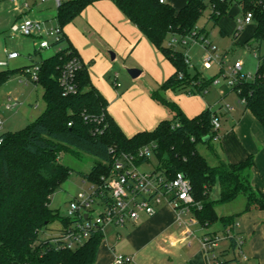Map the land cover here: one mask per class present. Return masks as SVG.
I'll return each instance as SVG.
<instances>
[{"label":"trees","instance_id":"obj_1","mask_svg":"<svg viewBox=\"0 0 264 264\" xmlns=\"http://www.w3.org/2000/svg\"><path fill=\"white\" fill-rule=\"evenodd\" d=\"M96 0H66L56 9L55 23L62 30L55 42L61 48L54 55L39 62L38 81L43 89L44 112L27 128L0 136V264H96L103 239V231L92 230L79 246L63 248L61 241L41 240L39 234L52 221L60 225V232L69 229L75 220L61 217L49 208L53 190L67 178L70 170L63 166L58 155L61 151L82 152L97 161L87 175L89 185L103 192L101 178H106L121 154L135 155L142 148L152 149L156 159L154 171L168 180L183 174L190 184L194 205L189 211L197 223L206 229L215 223L221 226L223 238L230 247H237L235 215L218 216L215 208L233 202L238 196L245 198L244 212L264 210V192L250 185V171L254 165L251 156L237 164L208 165L197 151V144L208 137H217L211 121L216 117L210 108L194 117H187L174 102L153 92V101L165 107L173 119L161 121L153 130L138 132L127 137L107 111L108 101L92 85L86 65L76 73L77 92L64 96L58 79L62 67L71 59L79 58L76 49L63 33L82 11ZM123 16L173 66L174 73L160 86L162 91H184L195 87L205 90L206 82L197 75L186 73L184 56L176 51L172 40L181 43L195 33V25L207 4L212 8L209 19L218 22L222 14L235 2L243 17L250 13L254 31L249 40L264 43V0H188L176 11L166 0H112ZM192 33V34H191ZM223 34L222 31H220ZM239 35L235 30L234 37ZM195 34L194 39H198ZM36 54V53H35ZM30 66L23 68V71ZM15 70L0 71V85ZM231 90L244 99V107L264 129V55L258 59L251 81L233 82ZM217 118V117H216ZM74 153V152H73ZM148 159H140L136 164ZM215 186L219 197L211 199ZM208 243L217 244L221 238L207 233ZM212 251H209L210 253ZM236 258L225 260L214 257L211 264H233Z\"/></svg>","mask_w":264,"mask_h":264},{"label":"rangeland","instance_id":"obj_2","mask_svg":"<svg viewBox=\"0 0 264 264\" xmlns=\"http://www.w3.org/2000/svg\"><path fill=\"white\" fill-rule=\"evenodd\" d=\"M166 1L178 11L188 0ZM50 11L55 10L52 8ZM211 11V6L207 4L204 13L196 22L194 32L199 34V41L194 42L192 39L185 38V44L175 43L174 45L176 51L185 58L187 75L190 78L197 75L198 79L201 82H206L208 86L201 91V94L193 86L184 91H173L171 97L176 104L177 98L182 101H187L190 98L191 100L193 98L196 101H204L205 105L210 106L208 108L217 112L222 131L226 124V115L224 114L226 106L236 105V108H243L244 106L239 102L237 94L231 90L232 74L230 68L235 62H241V74L246 76V80L251 81L258 64V60L254 58V53L262 57L264 55V43L259 47L257 42L249 40L254 31L253 23L243 25L239 35L234 37L239 21L243 18L242 11L235 2H231V5L222 14L217 23L209 19ZM24 12L22 4L18 6L16 3L9 2V0H0V71L15 70L0 85V120L2 121L0 136L27 128L44 112L43 89L32 82H26L23 68L39 63L41 60L54 55L57 51L55 47L38 51L35 46L37 42L35 38L22 36L15 29L24 17V14L22 16ZM40 13L42 11L37 12L33 9L31 12H26L25 16L34 21L42 22L38 16ZM78 20L74 21L75 24ZM44 24L48 29L55 26L51 20ZM82 33L84 34H82L83 36H86V39H81L82 42H77V45L83 53L92 83L96 84L101 91L104 93L110 91L117 97L124 93L127 98L139 103L142 92L147 93L149 89L155 88L156 85L153 81L155 77L153 74L156 76L158 72L161 74V62L154 61L141 48L134 50V44L122 39L111 28H103L102 24L98 33L109 48L97 38L89 37L86 32ZM201 39L204 42H201ZM208 46L212 47L214 51L208 50L213 58L210 62V68L205 69L203 60L208 53ZM10 53H17L18 57L9 59ZM116 54V59H111V55L115 56ZM142 69H144V75H139L137 78H132L128 73L129 70L142 71ZM214 80L218 81L217 85L213 84ZM151 94L150 92V96ZM6 106L12 108L6 109ZM116 112L120 115H123V113L125 115L124 110L119 107H117ZM219 112L223 113V115L219 114ZM171 119H173L172 114L168 117V120ZM196 148L198 153L206 159L209 166L215 165L213 164L211 152L215 148L212 140L208 144L200 142ZM73 152L64 150L59 153V162L67 167L70 173L53 190L49 197V208L61 217L67 216L69 204L79 194L88 193L90 185L83 175H87L97 161L94 157L85 153L75 150ZM155 167L156 159L154 154L150 152L148 161L139 163L137 169L140 172L149 173ZM218 197L219 187L215 186L211 193V199L216 200ZM244 203L245 198L240 195L229 204L218 205L217 213L219 215L236 213L234 220L235 231L242 233L239 239L242 244L233 250L230 247L229 240L224 239L223 233L219 231L217 233L221 241L218 243V248L208 254L210 258H213V256L225 260L236 258L238 261L233 264H264V210L244 212ZM101 209L102 207H99L96 203L92 205V219L100 213ZM218 225V223H215L209 230L216 229ZM197 229L201 230L199 226H197ZM121 232L123 231L111 225L103 228V239L99 248L102 259L109 257V254L115 255L120 252L125 244L123 236L118 239L119 235L117 233ZM59 233V223L52 221L41 231L39 237L41 240H46L58 236Z\"/></svg>","mask_w":264,"mask_h":264},{"label":"crops","instance_id":"obj_3","mask_svg":"<svg viewBox=\"0 0 264 264\" xmlns=\"http://www.w3.org/2000/svg\"><path fill=\"white\" fill-rule=\"evenodd\" d=\"M10 1L16 3L18 6L24 2L28 3L30 9H24L25 12L22 13V16L24 14V17L27 18L25 13L35 9L37 12L42 11V13L38 14L42 22L46 23L51 20L56 25V7L51 0H46L43 3L40 0ZM52 8L55 11H50ZM76 19L79 20L75 24L74 21ZM101 24L103 28H111L122 39L128 41L130 44H134V50L141 48L154 61L161 62V74L160 72H158L157 76L153 74L155 77L153 78L156 85L155 88L152 90L149 89L147 93L142 92L139 103L127 98V95L124 93H121L120 97L115 96L108 90L109 93H104L96 84L92 83L89 74L92 85L108 101L107 111L109 115L127 137H132L138 132L151 131L161 121L168 120L170 113L161 104L152 100L150 92H159L161 96H165L164 98L167 97L172 101L171 96L173 91H162L160 90V86L174 73V68L136 27L119 12L112 0H96L92 5L86 7L70 24L63 28V33L70 44L76 49L84 64L85 59L83 58V53L77 45V42H82L81 39H86V36H83L84 34L82 32H86L89 37L97 38L109 48L102 41L98 33ZM116 57L117 54L115 56L113 55L114 60ZM139 72V75H144V69ZM169 74L171 75L169 76ZM24 75L26 82H30L25 71ZM167 76L169 77L167 78ZM176 100H178L177 104L174 103L179 106L187 117H194L205 111V108L210 107L205 105L204 101H196L193 98L187 101H182L179 98ZM117 107L124 110L125 115L124 113L123 115L118 114L116 112ZM236 107V105H232L230 106V110H224L226 124L222 131L218 114L214 109H211L215 112L219 121L217 137L212 140L215 148L211 152L213 164L215 165L211 167L220 163L237 164L243 162L248 156H251L254 165L250 171V185L252 188L264 192V129L244 106L243 108ZM244 207L245 203L243 210ZM217 208L218 206L215 208L216 213ZM235 214L225 213L219 215L217 213L219 217ZM197 226L201 230H198ZM119 230L123 232L117 233L119 235L118 239L123 236L125 243L120 252L115 255L109 254V257L107 256L105 259H102V254L98 251L96 264H113L115 256L119 254L131 257L129 264H211L210 256L202 245V239L207 233L219 236L217 232L221 231V226L218 225L216 229L210 231L197 223L191 211L184 212L178 217L173 207L164 205L159 208L155 215L148 217L141 214L137 223L127 225L125 228ZM238 233L241 232L238 231ZM241 236L242 233L239 237ZM218 243L215 249L218 248Z\"/></svg>","mask_w":264,"mask_h":264},{"label":"built area","instance_id":"obj_4","mask_svg":"<svg viewBox=\"0 0 264 264\" xmlns=\"http://www.w3.org/2000/svg\"><path fill=\"white\" fill-rule=\"evenodd\" d=\"M45 1L40 0L41 3ZM51 1L57 9L65 0ZM163 2L164 0H160V3ZM22 7L25 10L30 9L26 2L22 4ZM251 22L252 15L248 13L239 21L237 30L240 31L243 25H248ZM15 29L22 36L35 38L37 41L35 46L38 51L51 47L57 48L56 52L61 50L59 46L55 45V42L62 36V30L57 25L48 29L43 22L24 17ZM194 36L195 33L186 37V39H192L194 42L199 41L194 39ZM201 42H204V40L201 39ZM172 43H177V40H172ZM181 43L185 44V41L183 40ZM208 50L214 51L210 46L207 47V52ZM8 57L9 59H16L18 54L10 53ZM260 57L254 53V58L258 60ZM212 58L208 52L203 60L205 69L210 68ZM83 64L81 59L73 58L62 67L58 82L64 96L76 94V73L82 69ZM241 68V62H235L230 68L232 74L231 85L236 80L246 78V76L241 74ZM25 73L28 76V80L35 84L38 81L39 64L36 63L26 68ZM213 84L217 85L218 81L214 80ZM239 102L243 105L245 104L244 99L239 98ZM11 108L6 106V109ZM225 109L230 110V106H226ZM1 125L2 121L0 120V128ZM211 125L214 130H218V118H213ZM150 152L153 153L152 149L148 147L141 149L135 155L121 154L117 157L109 175L106 178H101L102 189L107 191L106 197L109 199L102 200V198H99L98 194L104 197L103 192L98 193V188L90 185L88 193L79 194L69 204L66 217L75 220V223L69 229L62 233L60 232L58 236L51 238L52 242L56 243L59 240L63 243V248L72 249L87 240L92 230L100 229L103 231V228L107 225L123 229L127 225L137 223L141 214L148 217L155 215L159 208L164 205L173 207L178 217L182 213L189 211L190 206L194 205V199L190 194L189 180L185 176L176 174L174 178L168 180L159 171L152 170L149 173L138 171L136 161L148 159ZM95 203L99 207L101 206L102 209L92 219V205ZM239 239L240 237L236 238V244L240 247L242 242ZM202 245L207 254L216 248L215 243H208L205 238L202 239ZM212 259H214V256L210 258V262ZM130 262L131 257L120 254L116 255L113 260V264H129Z\"/></svg>","mask_w":264,"mask_h":264},{"label":"water","instance_id":"obj_5","mask_svg":"<svg viewBox=\"0 0 264 264\" xmlns=\"http://www.w3.org/2000/svg\"><path fill=\"white\" fill-rule=\"evenodd\" d=\"M111 59H113V55H111ZM128 73H129V75H130L132 78H136V77L140 74V72H139V71H136V70H129ZM208 140H209L208 137L204 138V139H203V143H205V142L208 141ZM182 176L184 177L183 174H182Z\"/></svg>","mask_w":264,"mask_h":264}]
</instances>
